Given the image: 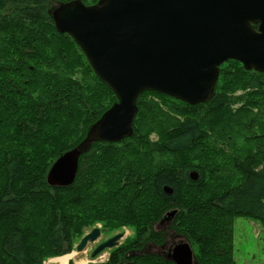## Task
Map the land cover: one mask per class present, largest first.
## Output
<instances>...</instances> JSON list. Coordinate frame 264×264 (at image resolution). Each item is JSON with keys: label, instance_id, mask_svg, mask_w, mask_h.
<instances>
[{"label": "trees", "instance_id": "obj_1", "mask_svg": "<svg viewBox=\"0 0 264 264\" xmlns=\"http://www.w3.org/2000/svg\"><path fill=\"white\" fill-rule=\"evenodd\" d=\"M72 1L0 0V264L71 253L97 224L133 230L100 264H175L138 254L165 242L170 210V230L198 264H237L236 217L264 223V73L230 59L211 98L195 105L144 91L133 135L90 144L75 182L51 186L53 163L117 102L56 28L53 11Z\"/></svg>", "mask_w": 264, "mask_h": 264}, {"label": "water", "instance_id": "obj_2", "mask_svg": "<svg viewBox=\"0 0 264 264\" xmlns=\"http://www.w3.org/2000/svg\"><path fill=\"white\" fill-rule=\"evenodd\" d=\"M53 19L57 30L81 47L117 102L78 147L53 163L47 174L51 186L75 182L80 157L90 144L120 142L133 135L137 101L144 91L195 105L211 98L220 66L230 59L264 73V0H99L93 5L74 0L58 6ZM189 176L197 180L199 174L192 171ZM176 213L168 211L162 221H172ZM101 235L100 227L87 232L76 245L77 253ZM125 236L121 232L100 243L92 258L119 246ZM165 258L198 264L192 245L183 239Z\"/></svg>", "mask_w": 264, "mask_h": 264}, {"label": "rangeland", "instance_id": "obj_3", "mask_svg": "<svg viewBox=\"0 0 264 264\" xmlns=\"http://www.w3.org/2000/svg\"><path fill=\"white\" fill-rule=\"evenodd\" d=\"M172 225H173V222L168 221L164 227L163 226L161 227L166 235L165 236L166 242L163 243V246L168 245L173 240H176L179 238L183 240H187L180 234L172 232L170 230ZM95 227L101 228L102 236L97 242L90 243L88 247L82 253H77V250L75 249L73 252L68 253V254L50 257L45 261L44 264H52L51 263L52 258L55 259V258H59L65 255H71L69 264L104 263L110 258L112 249H106L97 257L92 258L91 254L93 250L96 248V244L103 242L118 233L125 232L126 236L120 242V245H122L125 243L127 238L133 235V230L129 226H122L119 229L109 230L108 228H104L102 224H97L93 226L92 228H89L87 232H89ZM155 244H158V243H152V245H150L153 250H157L158 248L155 246ZM235 248H236L235 258H236L237 264H264V223H262L258 219H253V218H248V217H236V220H235Z\"/></svg>", "mask_w": 264, "mask_h": 264}, {"label": "flooded vegetation", "instance_id": "obj_4", "mask_svg": "<svg viewBox=\"0 0 264 264\" xmlns=\"http://www.w3.org/2000/svg\"><path fill=\"white\" fill-rule=\"evenodd\" d=\"M165 226V224H163V227ZM165 233V232H164ZM102 236V235H101ZM101 238V237H100ZM99 238V239H100ZM106 241V240H105ZM179 241H181V239H176V240H173L170 244H168V245H164L163 246V244H155V246L156 247H158L157 248V250H153L152 248H151V246L150 245H152V244H147L144 248H142V251H149V252H153V253H159V254H161V256H163L164 258L167 256V255H169V253H170V250L172 249V247L177 243V242H179ZM97 242V241H96ZM104 242V241H103ZM166 242V241H165ZM100 243H102V242H100ZM100 243H98V244H96V247L100 244ZM162 245V246H161Z\"/></svg>", "mask_w": 264, "mask_h": 264}, {"label": "bare ground", "instance_id": "obj_5", "mask_svg": "<svg viewBox=\"0 0 264 264\" xmlns=\"http://www.w3.org/2000/svg\"><path fill=\"white\" fill-rule=\"evenodd\" d=\"M74 256V255H73ZM71 255H65L51 260L52 264H69Z\"/></svg>", "mask_w": 264, "mask_h": 264}]
</instances>
